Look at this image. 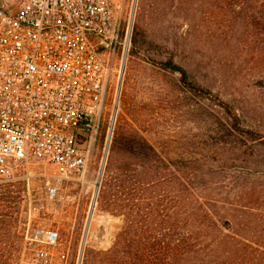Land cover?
<instances>
[{
  "label": "rangeland",
  "instance_id": "374dc122",
  "mask_svg": "<svg viewBox=\"0 0 264 264\" xmlns=\"http://www.w3.org/2000/svg\"><path fill=\"white\" fill-rule=\"evenodd\" d=\"M115 15L131 34L127 55L114 59L121 90L108 152L106 127L83 176L57 181L60 171L39 160L15 169L0 186V264H103V251L128 216L133 228L152 229L158 239L166 233L168 242L174 216L188 212L190 196L216 203L220 217L236 220L241 234L264 244V146L246 140L242 153L226 144L217 101L160 66L173 58L190 79L235 107L244 125L264 133V6L252 0H116ZM119 129L160 153L158 171L112 150ZM128 162L129 172L118 171ZM108 170L111 182L101 192ZM47 179L58 187L54 197ZM151 201L156 210L149 220ZM38 229L58 231V239L42 242Z\"/></svg>",
  "mask_w": 264,
  "mask_h": 264
},
{
  "label": "built area",
  "instance_id": "2783aa9c",
  "mask_svg": "<svg viewBox=\"0 0 264 264\" xmlns=\"http://www.w3.org/2000/svg\"><path fill=\"white\" fill-rule=\"evenodd\" d=\"M115 1L0 0V186L32 160L55 166L57 181L85 175L106 127L108 152L121 90L114 59L131 34ZM45 184L54 197L56 184Z\"/></svg>",
  "mask_w": 264,
  "mask_h": 264
},
{
  "label": "trees",
  "instance_id": "16d2710c",
  "mask_svg": "<svg viewBox=\"0 0 264 264\" xmlns=\"http://www.w3.org/2000/svg\"><path fill=\"white\" fill-rule=\"evenodd\" d=\"M252 1L264 6V0ZM135 42L134 39V44ZM160 66L180 73L182 82L191 91H201L205 97L217 101L226 118V144L230 142L233 148L240 149L242 153L246 140L264 146V133L244 125L236 108L220 98L219 94L214 96L209 87L190 79L185 66L175 62L173 58L161 62ZM112 150L122 153L128 159L144 160L146 170H159L158 162L162 156L142 137L119 129L114 136ZM117 168L118 171L129 172L130 162L118 165ZM110 172L108 170V176L105 181L103 179L101 192H105L110 185ZM149 205L148 216L152 220L156 207L152 201ZM187 208L186 214L180 212L174 216L175 228L170 233L168 242L166 233L160 232L162 239H158V232L152 229L133 228L135 221L128 216L113 244L103 251V264H264V244L241 234L233 226L237 223L236 220L220 217L216 203L208 204L196 196H190Z\"/></svg>",
  "mask_w": 264,
  "mask_h": 264
},
{
  "label": "bare ground",
  "instance_id": "6f19581e",
  "mask_svg": "<svg viewBox=\"0 0 264 264\" xmlns=\"http://www.w3.org/2000/svg\"><path fill=\"white\" fill-rule=\"evenodd\" d=\"M106 158H107V156L105 155V158L102 161L101 168H100V172H99V176L100 177L102 176V173H103V168H104V165L106 163L105 160H107Z\"/></svg>",
  "mask_w": 264,
  "mask_h": 264
},
{
  "label": "water",
  "instance_id": "95a60500",
  "mask_svg": "<svg viewBox=\"0 0 264 264\" xmlns=\"http://www.w3.org/2000/svg\"><path fill=\"white\" fill-rule=\"evenodd\" d=\"M101 179H102V177H100L99 180H98V182H97V187H98V188L100 187Z\"/></svg>",
  "mask_w": 264,
  "mask_h": 264
}]
</instances>
